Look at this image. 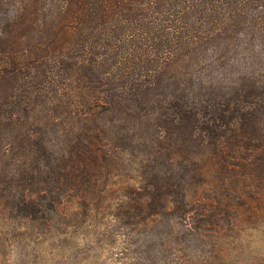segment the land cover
<instances>
[{
	"label": "rangeland",
	"instance_id": "rangeland-1",
	"mask_svg": "<svg viewBox=\"0 0 264 264\" xmlns=\"http://www.w3.org/2000/svg\"><path fill=\"white\" fill-rule=\"evenodd\" d=\"M120 61L157 111L105 138ZM71 77L87 108L60 152ZM0 112L35 131L0 181V264H264V0H0ZM168 128L180 158L127 174Z\"/></svg>",
	"mask_w": 264,
	"mask_h": 264
},
{
	"label": "trees",
	"instance_id": "trees-1",
	"mask_svg": "<svg viewBox=\"0 0 264 264\" xmlns=\"http://www.w3.org/2000/svg\"><path fill=\"white\" fill-rule=\"evenodd\" d=\"M72 111L59 151L75 147L84 111L87 108V82L69 80ZM159 94L150 88L141 70L120 61L108 72L100 91V119L103 136L118 138L142 131L157 111ZM34 129L26 127L16 115L0 112V181L14 172L33 151ZM184 140L172 128L153 140L126 173L135 178L172 166L181 156Z\"/></svg>",
	"mask_w": 264,
	"mask_h": 264
}]
</instances>
